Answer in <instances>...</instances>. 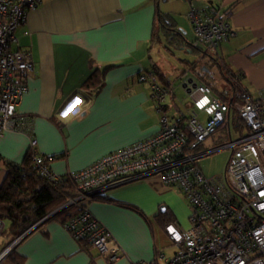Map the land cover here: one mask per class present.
<instances>
[{"label": "crops", "instance_id": "0c3cea01", "mask_svg": "<svg viewBox=\"0 0 264 264\" xmlns=\"http://www.w3.org/2000/svg\"><path fill=\"white\" fill-rule=\"evenodd\" d=\"M190 1L43 0L31 9L17 29L21 47L30 50L35 61L28 90L17 107V115L31 131L10 130L0 137V185L6 175L2 160L21 163L32 137L50 170L65 176L157 133L161 114L151 87L140 82L138 75L156 69L166 81L198 77L184 62L188 59H182L183 69L170 65L174 75L169 77L164 64L152 55L156 45L167 42L164 37L153 40L157 10L169 14L178 26L174 13L181 5L191 26ZM193 1L198 6L214 3L232 9L230 22L237 35L222 44L221 62L241 72V84L254 97L260 96L264 90V0ZM162 3L170 7L163 9ZM191 30L189 37L183 31L193 43L192 26ZM180 49L196 52L188 46ZM212 60L206 58L202 66H210ZM105 68L100 87L88 88L85 83L93 72ZM182 91L178 88L167 98L172 117H178L191 103ZM88 206L120 243L123 256L108 262L94 248L76 240L63 222L52 219L28 230L17 244L15 251L24 257V264L149 261L159 251L169 256L175 250L163 227L168 216L170 223L189 226L187 198L163 184L159 176L106 189Z\"/></svg>", "mask_w": 264, "mask_h": 264}, {"label": "built area", "instance_id": "2783aa9c", "mask_svg": "<svg viewBox=\"0 0 264 264\" xmlns=\"http://www.w3.org/2000/svg\"><path fill=\"white\" fill-rule=\"evenodd\" d=\"M42 1L0 0V137L10 130L31 131L26 120L17 115V107L28 90L35 61L31 51L21 47L17 29ZM231 15V8L214 3L198 6L190 1L193 45L200 48L197 64L206 58L222 61V44L237 35ZM138 80L151 87L161 127L154 135L105 154L67 175L76 183L77 195L66 205H76L79 211L63 223L65 228L108 262L117 261L125 251L88 203L111 187L159 176L163 184L187 198L189 226L166 225L165 231L175 246L171 255L159 251L149 261L131 264H264V90L254 97L236 77L227 95L229 100H225L195 76L167 82L154 70H148L140 72ZM178 88L191 103L178 117H172L167 98ZM234 112L240 115L246 129L238 131L232 125ZM224 126H228V138L214 142L213 136ZM37 147V139L32 137L33 164L42 174L60 180L62 176L50 170ZM223 149L228 150L223 171L217 175L204 173L199 158ZM5 228L6 222L0 218V236ZM22 237L2 248L0 264H5Z\"/></svg>", "mask_w": 264, "mask_h": 264}, {"label": "trees", "instance_id": "16d2710c", "mask_svg": "<svg viewBox=\"0 0 264 264\" xmlns=\"http://www.w3.org/2000/svg\"><path fill=\"white\" fill-rule=\"evenodd\" d=\"M158 37L169 40L175 48L188 46L200 54V48L189 42L184 31L175 24L173 18L169 14L161 12L160 9L157 10L156 14L153 40ZM184 62L197 73L202 81L211 85L214 91L225 100H229L227 95L232 90L234 78H243L241 72L233 71L226 64L219 61L212 60L210 66L203 65L201 68H199L196 60ZM215 63L218 64L220 72L231 84V87L217 89L213 82H208L209 78H214L211 68L214 67L213 64ZM106 69L94 71L85 85L88 88L97 89L100 87ZM154 71L157 74L159 73L156 69ZM159 76L166 81L162 74ZM232 125L238 131L246 129L244 121L237 112L232 114ZM228 132V126L221 127L213 136V141H225L228 138ZM2 161L6 169V175L0 185V218L6 222L4 234L10 240L9 242L23 235L36 224L52 219L64 223L78 213V206L66 205L71 197L77 195L76 183L69 176L65 175L60 180H53L42 174L39 168L33 164V155L30 150L21 163L5 159ZM171 221L172 218L168 216L167 220L163 222V227L165 228ZM8 259L13 264H24V257L16 253L15 250L9 254Z\"/></svg>", "mask_w": 264, "mask_h": 264}, {"label": "rangeland", "instance_id": "374dc122", "mask_svg": "<svg viewBox=\"0 0 264 264\" xmlns=\"http://www.w3.org/2000/svg\"><path fill=\"white\" fill-rule=\"evenodd\" d=\"M162 7L163 9L165 8L167 9L170 6L163 4ZM175 11L177 12V13H174V15L178 22V26L182 30L186 31L188 37L191 36L192 30H191L189 21L186 17V14H185L186 11L183 10V7L181 5H180V10H175ZM166 41L167 42L165 43L163 40L162 44L156 45L155 51L153 52L152 55L154 56V58L156 57L157 59H159L160 62L164 64L165 69H166L165 73L170 77L171 75L172 76L174 75V73H172L171 71L172 68L169 67L170 65L174 67L176 66L175 70L178 68L183 69L184 60L182 59H188L185 61L191 62L197 57V53L196 52L189 53L188 49L184 50L180 48H175V46L172 43H170L169 40L166 39ZM201 66H202V63L199 65V68H201ZM213 66L214 67L212 68V73H213L212 75H214V78H209V77H208L209 79L206 78L209 80L208 82H213V84L215 85L217 89H222V88L226 89V88L231 87V84H229L227 79L220 72L218 64L215 63L213 64ZM182 92H183V95H187L184 91ZM206 148L208 149L210 147L206 146L205 149ZM227 158H228V150L223 149V150L215 151L214 153H210V154L202 156L201 158H199V164L202 170L204 171V173H206L207 175H217L223 171ZM9 241L10 240L5 234L0 236V251L2 250V248H4V246ZM5 264H13V263H11V261L7 258L5 261Z\"/></svg>", "mask_w": 264, "mask_h": 264}, {"label": "water", "instance_id": "95a60500", "mask_svg": "<svg viewBox=\"0 0 264 264\" xmlns=\"http://www.w3.org/2000/svg\"><path fill=\"white\" fill-rule=\"evenodd\" d=\"M165 208L162 207V210H164ZM38 224H36L35 226H33L31 229L35 228ZM25 235V233L23 234V236Z\"/></svg>", "mask_w": 264, "mask_h": 264}, {"label": "snow or ice", "instance_id": "6c2138e0", "mask_svg": "<svg viewBox=\"0 0 264 264\" xmlns=\"http://www.w3.org/2000/svg\"><path fill=\"white\" fill-rule=\"evenodd\" d=\"M76 103L78 104V103H79V101H77ZM74 106H75V105H74ZM74 106H73V107H74Z\"/></svg>", "mask_w": 264, "mask_h": 264}]
</instances>
